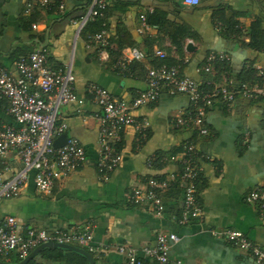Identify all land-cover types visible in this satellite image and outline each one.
Masks as SVG:
<instances>
[{"label":"crops","instance_id":"1","mask_svg":"<svg viewBox=\"0 0 264 264\" xmlns=\"http://www.w3.org/2000/svg\"><path fill=\"white\" fill-rule=\"evenodd\" d=\"M62 1L63 11L35 7L26 12L27 0H0V63L16 76L17 58L36 49L46 52L54 69L72 61L74 90L83 105H65L59 116L67 125L66 136L78 139L84 147L87 162L58 182L50 196L37 193L30 179L17 198L0 201V222L7 216L16 218L23 235L29 228L50 233L90 226L92 244L98 247L92 255L95 264H125L119 247L139 252L153 247L159 233L179 237L169 250L172 262L257 264L248 252L210 230L241 232L264 249V218L244 200L249 191L264 185V100L238 95L231 103L214 102L205 114L208 135L198 137L192 129L173 124L190 110L188 97L162 88L155 102L133 111L136 119L148 123L145 138L139 144L133 126L122 132L120 164L103 181L95 167L99 124L93 115L100 114V109L91 103L87 86L96 84L129 102L146 88L147 70L163 60L179 63L181 75L200 85L231 82L252 88L260 82L257 69L264 70V0H200L196 6H187L182 0H108V4L113 1L106 15L110 46L103 55L83 39H76V28L70 23L82 14L86 0ZM152 11L156 19L163 16L161 24H148L142 31L140 15L144 14L147 22ZM68 14L72 16L66 18ZM128 47L139 48L145 57L127 69H118L116 62ZM157 51L163 52L165 59L157 57ZM210 52L227 54L229 62L216 63L205 72ZM0 120L16 126L1 99ZM192 138L199 154L202 218L182 225L178 221L183 208L178 160L184 144ZM174 151L178 152L177 161L169 159ZM149 157L157 161L151 167L146 163ZM8 163L11 170L6 178L20 168L14 156ZM150 177L170 183L162 193L159 217L148 210L147 203L134 206L127 199L134 188H144ZM143 260L159 264L147 257Z\"/></svg>","mask_w":264,"mask_h":264},{"label":"built area","instance_id":"2","mask_svg":"<svg viewBox=\"0 0 264 264\" xmlns=\"http://www.w3.org/2000/svg\"><path fill=\"white\" fill-rule=\"evenodd\" d=\"M187 6H196L200 0H182ZM108 0H91L84 13L70 23L76 28L75 38H81L82 31L87 24L98 16H103ZM35 7L43 9L59 8L64 10L61 0H27L26 12ZM149 25L144 14L140 15V29L145 31ZM36 28V25H33ZM109 35L106 30L87 36V46L95 47L101 55L110 46ZM156 56L165 59V54L157 51ZM144 53L137 47H128L121 52L116 62L118 69H127L133 62H141ZM230 57L222 52H210L203 67L210 72L216 63H227ZM16 76L0 63V99L7 103V114L16 126L0 120V201L17 198L23 187L31 179L37 193L50 196L58 182L68 178L76 169L87 162V154L78 139L71 137L60 148L54 147V141L65 134L67 125L60 121L61 107L74 103L79 107L83 101L74 90V73L72 61L63 68L54 69L48 61L47 54L42 49H36L27 55L17 58L14 63ZM260 82L250 88L247 84L234 85L229 82L224 85L201 88L193 79L182 76L178 65L162 63L146 72V88L131 101L127 102L113 97L107 90L96 84L87 86V94L92 104L100 109V114L93 115L99 124L97 137L96 173L100 180L107 181L111 173L121 161L119 143L121 134L133 126L137 132V142L141 144L145 138L148 123L135 118L133 111L155 102L162 90L167 88L174 94L188 97L191 108L183 117L173 120L177 128H189L195 131V136L208 135L205 126L207 108L216 101L233 102L238 95L249 98L261 97L264 100V70L257 69ZM79 113L82 111L79 109ZM195 139V137H194ZM193 138L184 144L180 161V179L183 188V208L179 223L186 225L191 221H200L202 210L199 203L198 180L200 175L196 163L198 151ZM11 156L18 159L20 168L9 178L5 174L10 172L8 160ZM171 161L177 157L169 156ZM154 157H149L146 163L149 167L156 163ZM168 180L150 177L144 188H134L128 195V202L134 206L145 203L148 210L157 216L163 211L162 193L169 189ZM245 203L255 206L259 215L264 218V185L249 191ZM214 236L220 235L234 247L248 252L257 264H264V249L250 241L243 233L234 230H210ZM93 234L90 226L56 229L50 233L43 230L29 228L26 234L20 232V225L16 218L5 217L0 222V260L10 263L15 255L21 261L36 247L44 243H63L78 246L90 254H95L98 247L92 244ZM179 241V237L170 233H159L153 247H143L139 252L135 249L121 246L119 253L125 256V264H143L145 257L159 264H181L171 261L168 257L172 245Z\"/></svg>","mask_w":264,"mask_h":264},{"label":"trees","instance_id":"3","mask_svg":"<svg viewBox=\"0 0 264 264\" xmlns=\"http://www.w3.org/2000/svg\"><path fill=\"white\" fill-rule=\"evenodd\" d=\"M91 0H86L84 3V9L82 14L84 13V10L87 8V6L89 5ZM113 1H111L106 8V11L104 12L103 16H98L96 17L94 20L90 21L87 26L85 27V29L82 31L81 34V39H83V41L85 42V44L87 43V36L88 35H94L97 34L99 32H101L102 30H106L108 31V21L106 19V15L107 12L110 8V5L112 4ZM59 4V0H56V5ZM115 4V3H114ZM126 5V4H123ZM129 5V4H127ZM115 6V5H114ZM126 8V6H124ZM55 9L54 7H52L51 10ZM81 14V15H82ZM70 16L72 15H67L66 18H70ZM159 18L156 19V13L155 11H152V13L147 14V24H161V20L163 19L161 15H158ZM110 41V39H109ZM164 63V61L162 60L161 62L157 63L155 66L151 67V68H156L158 67L160 64ZM167 64L169 65H178L180 66L181 69V65L179 63H173V62H168ZM128 68V67H127ZM243 84V83H240ZM201 88L203 89H208L209 87L207 85H205V83H203L202 85H200ZM193 131V130H192ZM195 131H193V136H195ZM183 150H181L182 152ZM178 152L174 151L170 156H175ZM78 247V246H77ZM93 255V254H91ZM20 259H13V256L11 257L10 263H18L20 262ZM145 261L143 260V264ZM89 264L88 259L75 251H71V250H66V249H61V248H44L42 249L39 254L32 259L28 264Z\"/></svg>","mask_w":264,"mask_h":264},{"label":"water","instance_id":"4","mask_svg":"<svg viewBox=\"0 0 264 264\" xmlns=\"http://www.w3.org/2000/svg\"><path fill=\"white\" fill-rule=\"evenodd\" d=\"M188 49H191V47L188 46ZM67 140H68V137L66 136V134H62L61 136H59L54 141V147L55 148H60L61 146H63L67 142ZM44 248H51V249H53V248H61V249L75 251V252H78V253L84 255L88 259L89 264H95L93 256L90 253H88L85 249L77 247V246H74V245H68V244H63V243H54V242H52V243H44V244L39 245L25 259H23L22 261H20L18 263H7V262H4V261L0 260V264H28Z\"/></svg>","mask_w":264,"mask_h":264},{"label":"rangeland","instance_id":"5","mask_svg":"<svg viewBox=\"0 0 264 264\" xmlns=\"http://www.w3.org/2000/svg\"><path fill=\"white\" fill-rule=\"evenodd\" d=\"M13 259H17V257L15 255H13Z\"/></svg>","mask_w":264,"mask_h":264}]
</instances>
